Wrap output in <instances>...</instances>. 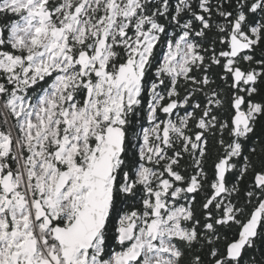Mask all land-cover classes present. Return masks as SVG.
<instances>
[{
	"label": "snow or ice",
	"instance_id": "snow-or-ice-1",
	"mask_svg": "<svg viewBox=\"0 0 264 264\" xmlns=\"http://www.w3.org/2000/svg\"><path fill=\"white\" fill-rule=\"evenodd\" d=\"M0 264H264V0H0Z\"/></svg>",
	"mask_w": 264,
	"mask_h": 264
}]
</instances>
